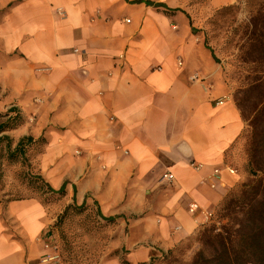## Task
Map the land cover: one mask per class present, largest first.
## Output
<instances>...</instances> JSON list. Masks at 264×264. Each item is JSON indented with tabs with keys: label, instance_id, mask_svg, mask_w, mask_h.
I'll use <instances>...</instances> for the list:
<instances>
[{
	"label": "crops",
	"instance_id": "1",
	"mask_svg": "<svg viewBox=\"0 0 264 264\" xmlns=\"http://www.w3.org/2000/svg\"><path fill=\"white\" fill-rule=\"evenodd\" d=\"M237 1L0 0V125L20 115L0 132V169L24 168L7 151L30 138V172L53 192L0 190V264H64L48 231L68 205L120 224V256L100 264H173L203 222L189 206L214 212L247 179L238 82L201 31Z\"/></svg>",
	"mask_w": 264,
	"mask_h": 264
},
{
	"label": "rangeland",
	"instance_id": "2",
	"mask_svg": "<svg viewBox=\"0 0 264 264\" xmlns=\"http://www.w3.org/2000/svg\"><path fill=\"white\" fill-rule=\"evenodd\" d=\"M188 6H201L208 0H183ZM205 41L214 52L219 62H223L231 68V75L238 82V87L232 93V99L240 109L242 115L248 120L247 152L249 149H257V158L264 161V144L260 143L264 134V118L255 125L252 120L256 112L264 103V72L262 65L254 62V56L249 52L250 39L254 34L264 31V0H238L230 8L212 12L204 20L203 28ZM251 54V55H250ZM253 55V56H252ZM264 117V116H261ZM255 154V153H253ZM18 172L5 175L0 169V190L10 188L4 196L7 200L20 199L28 196H44V187L38 182L30 183L27 176L30 175V167ZM255 176L249 172L246 166L247 179L238 185L230 193L229 199H236L251 191V188L264 182V163L258 167ZM245 186V187H244ZM251 188H248V187ZM47 195L44 199H48ZM242 197V198H243ZM245 198H248L245 196ZM214 211L210 222L201 225L196 233L171 255L173 264H193L197 254L201 251L205 259L214 256L217 246L213 242L205 243L202 233L205 230H214L213 235L223 233V229L231 227V221L226 218V213L219 208ZM244 212V211H243ZM244 213L237 212L234 216L244 219ZM118 223H107L102 220L94 206L78 209L71 206L60 226L50 234V246L56 260L65 264H100L104 260L120 256V251L108 250V244L116 235ZM207 239V238H205ZM212 264V263H206Z\"/></svg>",
	"mask_w": 264,
	"mask_h": 264
},
{
	"label": "trees",
	"instance_id": "3",
	"mask_svg": "<svg viewBox=\"0 0 264 264\" xmlns=\"http://www.w3.org/2000/svg\"><path fill=\"white\" fill-rule=\"evenodd\" d=\"M136 3H143L142 1H136ZM146 5H149V3L144 2ZM232 6L226 7L230 8ZM222 8V9H226ZM187 16V15H186ZM188 17V16H187ZM191 26V21H190ZM196 32L197 30L192 28V32ZM205 47L210 50L212 54V58L216 63H219V60L214 55V52L212 49L208 46L207 42H204ZM249 52L253 54L256 53L257 56H254V62L257 64L262 65L264 67V31L254 34L252 38L250 39L249 43ZM250 54V55H251ZM253 56V55H252ZM262 72H264V69H262ZM264 97V96H262ZM7 120L4 122V124L0 125V132L11 129L15 124L19 121L20 115L16 111V109H9L6 113ZM264 116V103H262L261 108L256 112L252 123L253 125L257 123L258 120H260L261 117ZM2 116H0L1 118ZM4 140H6L4 138ZM9 143V142H8ZM260 143L264 144V134H262ZM31 144V139L26 138L21 140L15 150L13 151H7V161L9 162H15L16 160L21 159L20 162H22V165H26L29 168V165L26 162V158L24 156V153H27V145ZM255 153V154H253ZM248 166H249V172L252 176H255L256 172L259 170L258 167L262 163L257 158V149H249L248 151ZM28 181L32 184L34 182H40L42 186L44 187V194L53 193L49 187H47L40 178L30 173V175L27 176ZM245 187V186H244ZM248 187V186H247ZM251 188V187H248ZM64 189L63 187L58 191V195H63ZM230 196V195H229ZM229 196L226 198V200L222 203V205L219 207L221 210H223L226 213V218L231 221V227L223 229V234L217 233L213 235L212 229L205 230L202 233V237H204L205 243L213 242L217 248L214 251V256L210 259H205L203 257L202 252L200 251L197 254L196 260L193 262V264H206V263H212V264H264V182L259 181L258 184L253 186L251 188L250 194L247 193L245 196L248 198H245V196L238 197L236 199H229ZM243 197V198H242ZM52 195L49 194L48 199H51ZM52 200V199H51ZM50 202L49 200H47ZM71 206L76 205H68L65 207V209L62 211V213L57 217L54 224L49 228V234H51L58 226L61 225L63 220L65 219L67 212L69 209H71ZM78 207V206H76ZM86 206H79L78 209L85 208ZM219 208L217 210H219ZM244 211V212H243ZM100 215V212L97 211ZM217 213V211H215ZM237 212H240L243 214L244 219H239L237 216H234L237 214ZM101 219L106 221L107 223L115 221L114 218H103L100 215ZM207 238V239H205ZM124 262V261H123ZM65 264V263H64ZM142 264H153V261L149 263H142Z\"/></svg>",
	"mask_w": 264,
	"mask_h": 264
},
{
	"label": "built area",
	"instance_id": "4",
	"mask_svg": "<svg viewBox=\"0 0 264 264\" xmlns=\"http://www.w3.org/2000/svg\"><path fill=\"white\" fill-rule=\"evenodd\" d=\"M126 22H129L128 20ZM219 104H221V102H219ZM225 170L229 173V174H234V170L229 168V167H225ZM219 171L215 170L214 171V175H218ZM163 179L167 180V181H172L173 180V176L171 174H165L163 176ZM189 213L191 214H197L200 213L203 216V222L201 223V225L206 224L208 222H210L213 218L214 212H209V211H202L198 205H196L195 203H192L189 208H188ZM56 258L53 257L50 260H55Z\"/></svg>",
	"mask_w": 264,
	"mask_h": 264
}]
</instances>
